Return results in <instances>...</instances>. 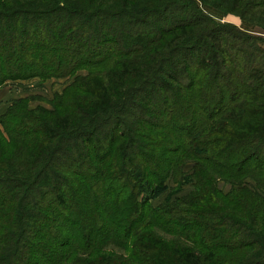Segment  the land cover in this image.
I'll return each mask as SVG.
<instances>
[{
  "label": "trees",
  "instance_id": "1",
  "mask_svg": "<svg viewBox=\"0 0 264 264\" xmlns=\"http://www.w3.org/2000/svg\"><path fill=\"white\" fill-rule=\"evenodd\" d=\"M256 28L264 0H0V86L72 77L0 113V264H264Z\"/></svg>",
  "mask_w": 264,
  "mask_h": 264
},
{
  "label": "rangeland",
  "instance_id": "2",
  "mask_svg": "<svg viewBox=\"0 0 264 264\" xmlns=\"http://www.w3.org/2000/svg\"><path fill=\"white\" fill-rule=\"evenodd\" d=\"M225 22L232 23L236 26L240 25V19L238 16L230 14L225 17ZM254 35L264 38V30L260 28H256L254 32H252ZM88 72L87 69H80L76 72L77 75H86ZM72 80V77H61V78H51L48 80H38V79H31V80H22V81H16V82H8L11 87H7V91L4 94L5 96L11 92H17L18 94H21L22 96L19 97H25L29 96L30 99V107H36V106H42L44 108H50V101L53 99L55 93H59L63 90V88ZM5 84V85H8ZM16 96H18L16 94ZM15 96V97H16ZM1 101V99H0ZM1 103H4L2 100ZM0 103V113L6 109V106L9 103H6L4 107H2ZM189 168V166H187ZM219 187L223 189L224 192H227L229 190V185H224L223 182H219ZM191 186L189 184L185 185L182 188V191L178 194L176 192L177 187H175V184L173 183V180L171 178L167 179L164 183V186L161 187V189H158L150 200V203L153 206H156L158 203H160L164 198H166L167 195L171 194V197H175V195H181L185 194L190 190ZM163 237L169 238L166 235H161ZM197 253L202 255L201 250H196Z\"/></svg>",
  "mask_w": 264,
  "mask_h": 264
},
{
  "label": "crops",
  "instance_id": "3",
  "mask_svg": "<svg viewBox=\"0 0 264 264\" xmlns=\"http://www.w3.org/2000/svg\"><path fill=\"white\" fill-rule=\"evenodd\" d=\"M9 82V81H8ZM8 82H5L2 86H0V99L1 101L3 100L4 103H1L2 107L5 106L6 103H10L13 99L19 97V96H22L21 94H18L17 92H14V91H11L9 92L6 96L4 95L7 91V87H11V85L8 84ZM5 84H8V85H5ZM16 94L18 96H16ZM16 96V97H15Z\"/></svg>",
  "mask_w": 264,
  "mask_h": 264
}]
</instances>
